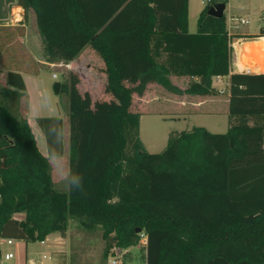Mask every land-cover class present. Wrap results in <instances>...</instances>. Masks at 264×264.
I'll list each match as a JSON object with an SVG mask.
<instances>
[{"label":"trees","instance_id":"16d2710c","mask_svg":"<svg viewBox=\"0 0 264 264\" xmlns=\"http://www.w3.org/2000/svg\"><path fill=\"white\" fill-rule=\"evenodd\" d=\"M16 2L24 19L11 26L0 21V239L66 236L77 219L88 232L101 228L105 258L144 234L147 264H264V72L233 71L226 15L208 13L217 2L201 10L195 32L189 0ZM25 36L37 43L26 44ZM88 45L105 62L112 97L93 101L75 73L61 83L69 98L63 189L51 157L63 154L64 119L35 118L46 138L43 154L22 73L69 63ZM26 52L41 58L37 70L23 64ZM171 75L192 80L183 89ZM219 76L228 77L226 132L195 126L171 133L161 152L143 147L134 93L157 83L176 94L218 95L213 78ZM17 212L25 218H15ZM78 260L75 252L72 261Z\"/></svg>","mask_w":264,"mask_h":264},{"label":"rangeland","instance_id":"374dc122","mask_svg":"<svg viewBox=\"0 0 264 264\" xmlns=\"http://www.w3.org/2000/svg\"><path fill=\"white\" fill-rule=\"evenodd\" d=\"M222 1L223 0H189V30H197L199 14L206 5L212 2L219 3ZM230 2L237 8L243 5L240 3V0H230ZM244 6L248 10L243 13L246 14V17L250 18V22L241 24L240 31L250 32L253 35L257 27L261 24L259 18L261 16L260 13H263L264 2L261 0H251V3L245 2ZM248 11H250V13ZM228 13L229 10L226 9L225 15H228ZM0 21L10 26L15 24V19ZM31 27L30 32H34L35 28L33 26ZM32 41L37 43V39L34 37H32ZM31 49L34 50L33 47H31ZM250 53H252V51H250ZM7 55L6 53L3 57V61L8 63V60L10 61L11 58L9 57L10 55ZM30 57L32 60L34 58L37 59L36 64L32 65L31 62H29ZM21 58L24 61L23 64H27L30 69L37 70L39 67L37 61L41 58L38 55L32 52H26L23 56L21 55ZM248 60H253V56L249 54V57H246L245 60L240 57L239 63L254 68L261 67L264 64L258 66L254 64L251 65ZM65 64L70 65L71 68H67L64 64H56L54 66L44 63V67L39 68L36 75L26 73V85L29 97L28 117L33 127L39 149L44 154L48 155L46 138L41 128L35 122V118L39 116H61L64 119L63 154L59 157H51L53 179L58 185H63L61 187L63 189L65 188L64 184L66 183L69 173V98L66 92H61V88L60 92L57 93L55 91V85L69 80L72 73H75L79 77V90L82 93L89 92L93 101L110 99L112 97L111 94L104 93L107 76L104 78L103 75L100 74L104 68V63L102 62L101 55L92 45H88L77 59ZM90 66L92 68L91 71H93V77L91 79L86 72L87 67ZM234 69L239 70L237 66H235ZM226 89L225 85L222 84L221 88L218 89L220 95L206 97L205 103H208L207 105L215 103L218 105H214L212 109L209 108L202 113H194L189 106L183 107L171 103L172 100H170V98L175 99L174 97L181 99L180 101H184V95H173L174 93L172 94V92L167 91L162 86H159V88H151L148 93H144L143 95L134 93L131 110L139 113V132L143 147L152 153L161 152L169 143L170 133L190 130L195 126H203L211 132H226L230 125L229 104H224L226 101ZM152 99H155V102L151 103ZM23 214L25 215L24 212ZM67 232L71 235L72 244L77 247L80 245L81 239L84 236L87 237L89 243L84 239L83 244H85L84 247L88 256L86 258L81 257L80 261L82 262L87 261L93 264H106L108 258L111 256H118L121 264H147L146 256L148 250L145 242L146 236L144 234H141L140 240L136 245L130 246L124 253L120 251L119 248L114 247L105 258L103 255L105 241L102 240V230L100 227L94 231L88 232L77 219H71Z\"/></svg>","mask_w":264,"mask_h":264},{"label":"crops","instance_id":"0c3cea01","mask_svg":"<svg viewBox=\"0 0 264 264\" xmlns=\"http://www.w3.org/2000/svg\"><path fill=\"white\" fill-rule=\"evenodd\" d=\"M261 1L264 2V0H261ZM245 2L251 3V0H240V3H242L243 5H241L238 8L235 7L234 4L230 2V0H227L226 2V9L229 10L228 15H226L227 25H228V29L231 30V32L233 33V37H239L244 34L252 35L250 32H241L240 31L241 25H239L238 27H235V25H233V21H231L232 17H246L245 16L246 14L243 13L248 10L244 6ZM263 9H264V6H263ZM248 12L250 13V11ZM260 15L261 16L259 20L261 21V24L257 27L255 34H253L254 38L252 40L247 41L246 44L260 42V44L263 46V51H264V36H258L261 26L264 25L263 13H260ZM24 16H25V10L22 6L17 4L16 0H0V20L7 21L9 19H12V20L15 19V24H16L22 21L24 19ZM191 32H195V31H191ZM30 39L31 40H29L28 36L21 38V40L28 45H29V42L32 41V38ZM102 62L104 63V68L102 69L100 74H102L103 77L106 78L107 76V73L105 71L106 65H105L103 58H102ZM56 64L58 65L64 64L67 66V68H71L70 65L65 64L64 62L53 63L52 65L55 66ZM91 70H92L91 66L87 67L86 72H87L88 77H90V79L93 77L92 76L93 71ZM233 71L241 72V70L234 69V67H233ZM252 72H264V64L263 66H261L259 70L253 69ZM22 74H23V78L26 83V72H23ZM27 74H30V73H27ZM171 79L176 85L180 86L183 89H185L188 86L189 82L192 80V78L189 76H177V75H171ZM106 84L107 82L105 83V85ZM222 84L225 85V88L228 89V77L219 76V77L213 78L214 87L219 89L221 88ZM159 86L160 85L157 83H149L145 91V94L148 93L151 90V88H159ZM104 93L110 94L106 91V86H104ZM173 95H177V94L174 93ZM183 95H184V98H183L184 101H180L181 99L174 97L175 99L170 98V100H172L171 103L178 105V106H183V107L189 106L191 111H194V113H202L208 110L209 108L212 109L214 105H218L217 103L211 104V105L210 104L207 105L208 103H205L206 102L205 98L210 97V96L189 95V94H183ZM225 96H226L225 97L226 101L224 104L226 105L227 103L229 104L228 90ZM152 102H155V99H152L151 103ZM46 146H47V143H46ZM14 217L19 220H22L25 218V215L23 214V212H17L14 214ZM84 239H86L85 236L81 239V243L77 247L72 244L71 235H69L68 232L66 236H62L59 232H53L44 239L45 241L44 243H42V241L25 242L22 239L4 237L0 239V251H1L0 264H93L90 262L86 263V262L80 261L81 257L88 256V254L86 253L85 247H84L85 244H83ZM9 240H12V242H9ZM75 252L77 255H79V260L76 262H73L72 256L74 255ZM8 253H13V256L7 258L6 254Z\"/></svg>","mask_w":264,"mask_h":264},{"label":"built area","instance_id":"2783aa9c","mask_svg":"<svg viewBox=\"0 0 264 264\" xmlns=\"http://www.w3.org/2000/svg\"><path fill=\"white\" fill-rule=\"evenodd\" d=\"M231 21H233V25H235V27H238L241 24H247L250 22V18L249 17H232ZM263 22H264V9H263ZM229 34L232 36L231 39V47L233 50V58H232V68L237 66L239 70H241V72H247L250 73L252 72V68L249 66H244L241 67L240 63H239V51L244 47L245 43L249 40H252L254 37L253 35H241L239 37H233V33L231 32V30H229ZM9 242H12V240H9ZM45 241L42 240V243H44ZM145 242L147 243V239H145ZM13 253H8L6 254V257H12ZM107 264H121L120 259L118 256H111L110 258H108L107 260Z\"/></svg>","mask_w":264,"mask_h":264},{"label":"bare ground","instance_id":"6f19581e","mask_svg":"<svg viewBox=\"0 0 264 264\" xmlns=\"http://www.w3.org/2000/svg\"><path fill=\"white\" fill-rule=\"evenodd\" d=\"M250 51H252V53H250ZM249 54L250 56H253V60H248V62L251 64V65H262L264 63V51H263V46L259 43H251V44H246L244 45V47L240 50V56H239V60H240V57L242 59H246V57L248 58L249 57ZM240 66L241 67H244V66H247V65H244V64H241L240 63ZM252 69H255V70H259L261 67H251Z\"/></svg>","mask_w":264,"mask_h":264},{"label":"water","instance_id":"95a60500","mask_svg":"<svg viewBox=\"0 0 264 264\" xmlns=\"http://www.w3.org/2000/svg\"><path fill=\"white\" fill-rule=\"evenodd\" d=\"M225 9H226V3L225 2H219V3H216L213 6H211L208 10V13H209V15L220 18V17L224 16ZM60 88H61V83H57L55 85V91L57 93H59ZM138 231H140V229H138ZM0 254H1V251H0Z\"/></svg>","mask_w":264,"mask_h":264}]
</instances>
